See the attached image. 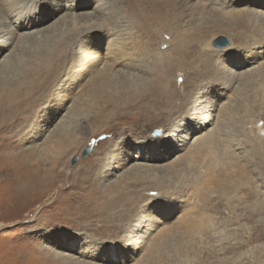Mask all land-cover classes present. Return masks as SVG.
<instances>
[{
    "label": "rangeland",
    "instance_id": "obj_1",
    "mask_svg": "<svg viewBox=\"0 0 264 264\" xmlns=\"http://www.w3.org/2000/svg\"><path fill=\"white\" fill-rule=\"evenodd\" d=\"M94 1L63 0L61 4L69 13V10H80V3H85L86 7L94 6ZM253 1L177 0L176 18L170 16L169 19L172 27L165 25L162 28V17L150 19L152 14L149 16L144 10L140 12V0H104L109 3L106 17L127 28L126 33L130 34L129 37L135 36L134 41L140 24L144 27L146 38H143V47L138 54L145 60V65L141 73L125 74L130 78L129 86L146 88L155 77L163 76L157 91L143 103L142 108H147L142 110L136 106L129 111L125 106L118 107L120 103L111 108L104 107L101 97L88 103V96L81 86L91 75L80 77L81 81L74 83L80 68H73L72 60L78 57L80 50L73 54L67 48V44L71 45V31H76L73 26H62L57 32L42 36L41 31L50 30L65 12L58 16L54 14L50 21L46 14L52 12L48 8H53L51 0H39L38 5L18 10L19 21L14 22L17 23L14 25L16 29H22L20 22L27 12L36 19L29 33L37 32L33 38L42 40L30 39L24 45L14 42L0 58L1 63L12 52L17 55L16 61L2 74V80L18 81L25 71L34 67L31 62L35 59L31 55L36 56L42 50L54 54L60 45L62 52L68 51L64 62L71 61L69 71L62 70L60 62L59 78L50 82L45 91L32 96L37 99L29 109L30 116L20 124L18 119L16 132L11 133L8 129V124L15 122L12 118L6 125H0V137L8 138L5 144L11 143V137L15 142L13 149H0V156H3L0 157V264H264V67H259L264 56L253 54L263 48L258 45L254 48V45L264 40V26L263 17H246L250 10L257 13L256 17L260 12L264 15V6L258 7L252 4ZM92 11L86 9L82 12L89 14ZM41 16L45 18L44 22L37 23ZM240 16L245 21L239 22ZM6 26L8 21L0 19V28ZM106 31L118 33L119 29ZM221 37L229 39V47L235 48L227 53L218 49L216 44ZM83 40L80 38L78 42L83 43ZM147 41L152 42L149 49ZM241 48L243 51H235ZM166 54L171 57L168 64L164 62ZM149 55L156 62L160 55L164 59L159 70H155L152 62L148 63ZM247 55L255 62L236 70L235 74L254 69L250 71L251 78L235 75L234 82L230 83L234 73L232 62L237 61L235 56L244 59ZM113 75L115 80L118 75ZM115 82L108 90L118 96L122 84ZM69 85L73 87V96L64 99L58 108L57 100L53 101L52 96L57 91L64 94ZM226 85L229 89L225 90ZM215 91L223 92L222 98H218L219 106L225 104L221 113L222 131L231 138L240 136L238 141L242 149L237 154L245 156L255 173L250 174L240 160L230 157L229 149L214 148L209 161L211 173L225 185L222 188L205 186L203 178L208 165L202 161L205 149L199 152L200 157L203 155L201 159L196 155L198 152L195 154L196 160L202 163L193 162L195 160L187 155L192 161L179 159L193 144L195 136L189 138L190 143L183 151H176L167 159L152 162L130 160L126 163L121 160V167L114 170L119 161L116 159L126 153L128 157L136 156L141 145L145 148L152 145L150 139L159 138L154 137L155 130H162V136L174 124L172 122L185 116L199 99L212 102ZM42 94L46 95L40 99ZM170 96L171 101H168ZM45 100L48 103H42ZM75 101L89 104L88 108L72 114L70 109ZM212 103L217 106L216 100ZM18 107V111L23 110L22 106ZM5 115L0 118L3 120L7 117ZM33 123L37 126L32 127ZM252 125H258V128ZM54 142L58 143L57 147V144L52 145ZM159 147L163 148L161 144ZM89 148L91 154L82 160V153ZM22 151H29V160L22 157L18 161H9L10 158H5L10 153ZM162 151L164 157L170 154L164 148ZM73 157L79 159L74 166L71 165ZM170 161V167L164 168ZM137 162L150 166V169L144 173L142 170L127 171ZM5 164L11 171H4ZM49 171L52 172L49 174ZM49 177L50 185H47ZM43 185L49 189H42ZM164 213H170V223L176 222L180 215L192 216L198 226L195 236L189 239L184 227L183 235L176 233L157 240L156 230L163 224L155 219L162 221ZM148 220L151 222L147 223ZM140 223H147L145 226L154 224L153 231L147 234V227Z\"/></svg>",
    "mask_w": 264,
    "mask_h": 264
},
{
    "label": "bare ground",
    "instance_id": "obj_2",
    "mask_svg": "<svg viewBox=\"0 0 264 264\" xmlns=\"http://www.w3.org/2000/svg\"><path fill=\"white\" fill-rule=\"evenodd\" d=\"M38 1L39 0H0V19H5L8 21V26H6L3 29L0 28V39L2 40V41L0 40V58L4 56L5 52H7L9 50V48L11 47V45L14 42H17V45L19 43L24 45L27 42H29L30 39L35 41V42L42 40V39L33 38V35L34 36L38 35L37 32H35L33 34L29 33V28L33 24L34 20H36V19L32 15L29 16V14L25 10L24 11L26 12V17L22 18L23 20L20 22V28H22V29L20 31H18L16 29V27L14 26L17 24V23L15 24L14 22L19 21V18H18V12L19 11L18 10L19 9L21 10V8H23L25 6L29 7L30 5H34V4L38 3ZM51 1H52L51 5L53 6V8H51V7H48V8H50L52 10V12L49 14H46L47 17L50 16L48 18L50 21L54 18L53 17L54 14L58 16L59 14H62L63 12H65V13L63 14V16L61 18L58 19L57 23H55L54 25H52L50 27V30L47 29L48 31H41L42 36L46 37V33L51 34L55 30L57 32L59 27H62V26L67 27L69 25L70 27L73 26L75 28L76 31H74V30L71 31L72 33L70 34V38H69L71 45L67 44V48H70V51H72L73 54H74V52H77L80 50L79 53H77L78 57L73 58V60H72V61H74V65L72 67L73 68H80V71L78 73L76 72L77 73L76 75H78V76L75 77V79H77V81H75L74 83L81 81L80 77H84L85 75H91L89 78V81H87V83L84 84V86L83 85L81 86L84 88L83 90H84L85 94L88 96V99H89L88 103L93 101L96 97L97 98L101 97L104 100L103 105H106L104 107L108 106L109 108H111V107H114L115 104L118 105V103H120V106H118V107L122 108V106H125L127 111L131 110L132 108H134L136 106H138L142 110L146 109L147 107L142 108L143 103L146 101V99L153 96V94L157 91L158 83L163 79V76H161L162 78L161 77L160 78L155 77L154 80H152L151 83H149L146 86V88L143 86L141 87V85H137L136 87L134 86L131 88L129 86V82H131L129 80L130 78L128 77V75H125L126 73L130 74V72L132 73V72L138 71L141 73L143 71V67H144L143 65H145V60L138 54V50H140L143 47V42H144L143 38L144 37L146 38V36H144V32H145L144 27L140 24L141 28H140L139 32L137 31V40L134 41L135 36L129 37L130 34L128 36V33H126L127 31H129V30H127V28L126 29L122 28V27H124L122 24L118 25V23L116 21H113V20H111V18L106 17L108 15V14H106V12L109 10V7L106 8V5L109 3L108 2L104 3V0H95L93 2L94 6H93V4H91V7H86L85 3H80V4H82V7L80 10L77 9L78 10L77 12H71V10H69V13H67L66 11H64V9H62L63 6H62L61 2L63 0H51ZM101 2H102V4H101ZM140 2H139L140 5L138 4L140 9H141L140 12H142V10H144L145 12H149V16H150V14H152L149 17L150 19H151V17H155V19L158 16L162 17L163 18L162 24H161L162 28L165 25H166V27L167 26L172 27V24L169 22V19H170V16L173 18H176L177 11H176L175 6L177 4L176 3L177 0H140ZM91 3H92V0H91ZM131 3H132V1H131ZM252 4L257 5L258 7H263L264 6V0H254L252 2ZM36 5H38V4H36ZM130 8H131V5H130ZM86 9H91L93 11H92V13H89V14L87 12H82ZM177 9H179V8H177ZM28 10H29V8H28ZM96 12H98V13H96ZM252 12H254V11L250 10V12L249 11L246 12V17L248 18L250 16H252V17L254 16L256 19L263 17V19H261V20L263 22L262 25L264 26V15H262V12H260V13L258 12L259 15H257V16H259V17H256L255 14H257V13H252ZM143 15H145V13ZM102 16H104L106 18H104ZM243 17H245V13H244ZM44 19L45 18L41 16V18L39 19L40 21H38L37 23H43ZM238 21L239 22L245 21V19L241 18V16H240V18H238ZM148 22L150 23V20ZM244 24L245 23H241V25H244ZM35 26H36V28H39L38 25H35ZM263 26H260V27H263ZM78 27H81V28L78 29ZM111 28H114V29L117 28V29H119V32L117 31L118 33H111L109 31H106V30H109ZM152 29L154 30V28H152ZM169 29H171V28H169ZM62 30H63V28H62ZM105 32H106V34H105ZM155 36H156V34H155ZM80 38L82 40L84 39L83 43H82V41L80 43L78 42V40L80 41ZM253 41H255V40H253ZM150 45H152V42L149 43L147 41V49H149ZM257 45L259 46V48H261V46L263 48H262V50L258 49V51L253 53V54L254 55L257 54L258 56H262V55L264 56V40L257 42L254 45V48H256ZM61 46L62 45L57 47L54 54H50V53H47L45 50H42L36 56L32 57V55H31V58L35 59L33 62L30 61L31 65L33 64L34 67H32L30 71L29 70L27 72L25 71L24 76L21 77L23 75L22 74L20 76L21 78L18 79V81L10 79V80H8V82H6L5 80H2V77H1L2 74H4L8 70L9 66H11L12 63L14 62V60L17 56L15 54V52H12L9 56H7L5 58L4 61H2L0 63V115H5V113L8 114V116L5 115L7 117H5V118L3 117V120L1 119L2 117L0 118V125H3V123L5 124L7 122V120L9 122L10 118H12L15 122H13L12 125L8 124V129H10L11 133L16 132V128H18L19 124L21 123V121L24 118L25 119L29 118V116H30L29 115V109L32 107L33 104H35L36 99H37V98L36 99L32 98V96H36L38 93L40 94L42 91H45L47 88H49L50 82H53L55 79L57 80L59 78L58 75H59L60 71H62V70L67 71L70 68L69 63H70L71 59L68 60V63L64 62V58L66 57V54L68 51L62 52ZM16 48H18V46H16ZM232 48H235V47L232 46L231 48L229 47L228 49H224L223 51L227 53V52L232 51ZM77 49H79V50H77ZM243 49L244 48L236 49L235 51L236 52L241 51V50L243 51ZM216 50H218V49H216ZM160 56L156 58V60L158 62L157 63L155 61L154 57L149 55V59H148L149 62L148 63L151 64V62H152L156 66V68H155L156 71L159 70L158 66L161 65V63H163V60H164ZM164 57H165L164 62L166 64H168V62L171 60L170 55L166 54V55H164ZM235 57H236L237 61L232 62V67H233L232 69H233L234 73L232 72V74H231L233 76V78L231 77L232 79H230V83L234 82L235 75H238L239 78L241 76L242 77H247V76L250 77V74H251L250 71H252V72L254 71V69H252V70L250 69L248 71L245 70L243 72L241 71L242 73L235 74V72H237L236 70L244 69V68H246L245 67L246 65L249 67L251 65V63L255 62L254 59L251 58L250 56L248 57V55L245 56L246 58H244V59H239V57H237V56H235ZM69 58H71V56ZM249 58H251V59H249ZM238 60H241V61H238ZM103 61H104L103 67L99 68L102 65ZM60 62H61L60 67L62 70H60L59 65H58ZM259 67L263 68L264 62ZM96 68H99V69H97V72H96ZM1 70H4V71H1ZM95 72H96V74H95ZM115 73L118 75V77L115 79L116 82L120 83V85L122 84L121 85L122 91L119 93L118 96L116 95L117 97L114 96L113 93L108 90V88H110V87L113 88L112 84L115 81V80H113L114 79L113 74H115ZM262 75H264V74H262ZM130 76H131V74H130ZM69 77H71V76H69ZM236 78L239 79L238 77H236ZM4 82H6V83H4ZM12 82H14V83H12ZM80 84L81 83H79L78 85H80ZM77 86L75 89H78ZM154 86H155V88H154ZM72 88L69 85L68 90L66 92H64V94H61V92H59V91L55 92L56 93L55 99L57 100L58 108H60L62 106L64 99H66L68 97L71 98L73 96L72 94H73L74 90H71ZM226 88L229 89V86L226 85L225 90H226ZM117 91H119V90H117ZM263 93L264 92H262V94ZM45 95L46 94H42V97L40 99H42ZM222 95H223V92H220V91H215L213 94L212 102L214 100H216L217 106L213 105V103L210 101L208 102L205 99L203 100V98L199 99L197 101V104L193 105L191 107V109L188 110V112L185 116H182V117L180 116L175 121H173V122L171 121L174 124L170 127V129H167V131H165L161 137H159L157 139H150L152 141V145H150V146L144 145L145 148L143 147V145H141L140 149H138V151H137L136 156L131 155L130 157H128L129 154H127V153L124 154V156H123V154H121L123 157L116 159L119 161H118V163L116 162L117 167H114V170L121 167V164H122L121 160L122 161L124 160L125 161L124 163H126L130 160L131 161L132 160L133 161L143 160V161L152 162V161H162L163 159H167L168 157H170L171 154L175 153L176 151L177 152L183 151L190 143L189 138L190 137L193 138L195 136L196 138L194 139L193 144H191L189 147H187L188 148L187 151H185L183 153V155H180L179 159L185 158L187 160L188 159L187 157L189 156V158L194 159L195 161H193V162L196 163V161H197L196 158L198 156L200 157V153H199L200 150H201V152H203L205 149V152L203 153V155L205 157H203L204 160L202 159V161L208 162V165L205 164V165H207V166H205L207 168V173H205L204 178H203L204 179L203 184L205 186H207V187L213 186L216 188H222L225 185L223 181H221L220 179H217L214 176V174L211 173V167L209 164L211 156L214 153L213 150H215L217 148L218 149H221V148L229 149L228 153H229L230 157H232V158L236 157L238 160H240V162L243 163V167L250 174H251V172L255 173V170L248 166V163L246 162L247 160H246L245 156L243 157V156H239L240 155L239 153L237 154V152L241 151V149H242V146H240L241 142L239 144V141H238L240 139V136H233L231 138L228 134H226L224 131H222L221 125L223 123V117H222L221 113H222V109L224 108L225 104L222 103L219 106V104L221 102H218V98H222ZM225 96H227V93ZM113 100L115 101V103H112ZM168 101H171V96L168 98ZM229 103H231V102H229ZM87 105H89V104H84L81 102L79 103V101L77 103V101H75L73 103L71 109H70V112H72V114L75 115L76 113H78L80 111V109L81 110L87 109L88 108ZM18 106H22L21 109L23 108V110L18 111V108H19ZM35 106H37V105H35ZM30 112H31V110H30ZM57 112L59 113V111H55V113H57ZM24 114H26V116L22 117V115H24ZM18 119H20V121ZM67 119H70V118L67 117ZM17 121H19L18 125H16ZM254 121L255 120L253 118V122ZM194 122H196V123H194ZM259 122L260 121H258V123ZM258 123H256V124H258ZM247 124H248V122H247ZM211 125H214V127L212 129L208 130L209 126H211ZM35 126H37V125L33 123L32 127H35ZM191 126L193 128H191ZM252 126H254V125H252ZM257 126H254L255 129L258 128ZM255 129H253V130H255ZM258 131H259V129H258ZM7 132H5V133H7ZM257 133H259V132H257ZM260 136L262 137V135H260ZM6 139H8L6 136L0 137V149L2 147L8 148V149H11L12 147H14V145H15L14 144L15 143L14 138H12V137L9 138V141H11L12 145H11V143L5 144V142L8 141ZM58 141L59 140H57V142ZM236 141H237V143H236ZM57 142H54V144L52 143V145L57 144L56 145V147H57L58 146ZM159 144H161V146L164 148V151L166 153L169 152L170 154L169 155L167 154L164 157V153L162 151L163 148L161 149V147H159ZM239 147H241V148H239ZM31 154H32V151H31ZM195 154L197 155L196 158H195ZM186 155H187V157H186ZM6 156L7 157H5V158H10L9 161H18L22 157L29 160V151H22V152L13 153V154L10 153ZM202 156L198 159H201ZM0 157L3 158V156H0ZM190 159H188V160H190ZM190 161H192V160H190ZM202 161L198 160L197 162L202 163ZM187 163H188V161H187ZM171 164H172L171 161L168 162L167 166H164V168H166L168 166L170 167ZM192 164L193 163L191 162V165ZM133 165L134 166L128 168L127 171H129L131 169L130 172H135V171L140 172L142 170L141 172L144 173V171L150 169V166H147L145 164H141L138 162L133 164ZM161 167L163 168V165ZM196 168H198V165L196 166ZM4 169H5L4 171H11V168L8 164H5ZM50 169H48V170H50ZM143 169H145V170H143ZM203 169H204V167H203ZM2 172H3V170H2ZM51 172L52 171H49L48 173L50 174ZM42 174H44V173H42ZM31 177H32V175H31ZM48 180H49V182H46L45 184L50 185V177L48 178ZM43 188L49 189V186L43 185L42 189ZM181 210L182 209H180V211ZM180 211H178V214L180 213ZM168 214H170V213H168ZM168 214L167 213L163 214L162 221L160 219H157V218L155 219V220H159L160 223L163 224L161 227H159V229L156 230V233H157L156 236H158L157 240H163V239L167 238L168 236H170L172 234H176V233L183 235V233L181 231L184 230V227H185L184 231L187 234L189 239L195 236V234L198 230L197 229L198 226H196V224H194L192 216L187 217V215H185V214L180 215L177 217L176 222L170 223V221H168V219L170 218V215H168ZM178 214L176 213V215H178ZM148 222L150 223L151 220H148L147 223ZM141 224L143 225V227H147V234H150L154 229V224H149V226L148 225L145 226L146 225L145 223H140V225ZM147 234H146V236H147ZM111 258H112V260H115V257H111Z\"/></svg>",
    "mask_w": 264,
    "mask_h": 264
},
{
    "label": "water",
    "instance_id": "obj_3",
    "mask_svg": "<svg viewBox=\"0 0 264 264\" xmlns=\"http://www.w3.org/2000/svg\"><path fill=\"white\" fill-rule=\"evenodd\" d=\"M230 45H231V41H230L229 39H227V38H222V37H221V38L219 39V41L217 42L216 47H217L218 49L223 50V49L228 48ZM161 134H162V130H158V129H157V130H155L154 137H160ZM91 152H92V150H91L90 148H89V149H86V150L82 153V155H81V159H82V160L86 159V158L91 154ZM86 153H87V155H86ZM78 161H79V159H78L77 157H73V158H72L71 165H72V166L76 165V164L78 163Z\"/></svg>",
    "mask_w": 264,
    "mask_h": 264
},
{
    "label": "snow or ice",
    "instance_id": "obj_4",
    "mask_svg": "<svg viewBox=\"0 0 264 264\" xmlns=\"http://www.w3.org/2000/svg\"><path fill=\"white\" fill-rule=\"evenodd\" d=\"M61 90H62V89H61ZM52 100H53V101L55 100V94H53V96H52ZM42 103H48V101L45 100V101H43ZM86 155H87V153H86ZM144 212L146 213V212H147V209H145Z\"/></svg>",
    "mask_w": 264,
    "mask_h": 264
}]
</instances>
